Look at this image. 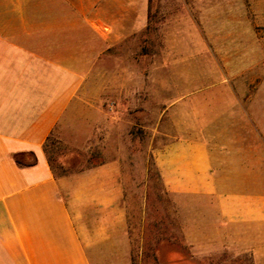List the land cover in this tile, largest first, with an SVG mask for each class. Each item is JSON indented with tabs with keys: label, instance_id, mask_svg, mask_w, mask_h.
<instances>
[{
	"label": "crops",
	"instance_id": "1",
	"mask_svg": "<svg viewBox=\"0 0 264 264\" xmlns=\"http://www.w3.org/2000/svg\"><path fill=\"white\" fill-rule=\"evenodd\" d=\"M148 14L149 0H0V264H133L121 164L57 175L46 150ZM189 123L156 159L173 234L182 227L193 255L264 264V85Z\"/></svg>",
	"mask_w": 264,
	"mask_h": 264
},
{
	"label": "rangeland",
	"instance_id": "2",
	"mask_svg": "<svg viewBox=\"0 0 264 264\" xmlns=\"http://www.w3.org/2000/svg\"><path fill=\"white\" fill-rule=\"evenodd\" d=\"M110 52L47 144L53 171L121 164L133 264H254L229 249L188 252L156 159L212 102L246 100L264 85V0H149L145 31Z\"/></svg>",
	"mask_w": 264,
	"mask_h": 264
},
{
	"label": "trees",
	"instance_id": "3",
	"mask_svg": "<svg viewBox=\"0 0 264 264\" xmlns=\"http://www.w3.org/2000/svg\"><path fill=\"white\" fill-rule=\"evenodd\" d=\"M46 152H47V150H46ZM47 158H48V154H47ZM15 161H16L17 164L20 165V166H29V165H31V164H29V162L24 161V160H23L21 157H19V156H16V157H15ZM48 162H49V164H50V158L48 159Z\"/></svg>",
	"mask_w": 264,
	"mask_h": 264
}]
</instances>
